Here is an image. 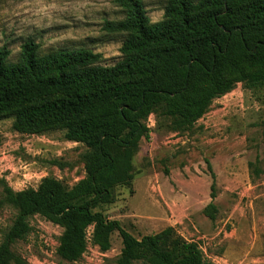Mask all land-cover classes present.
Segmentation results:
<instances>
[{
    "label": "trees",
    "instance_id": "trees-1",
    "mask_svg": "<svg viewBox=\"0 0 264 264\" xmlns=\"http://www.w3.org/2000/svg\"><path fill=\"white\" fill-rule=\"evenodd\" d=\"M113 2L124 13L102 26L106 34L123 36L113 65H102L100 54L85 48L41 54L32 39L15 62L0 47V118H12L19 133L57 126L64 140L86 148L85 177L70 188L45 177L36 189L14 191L0 179V207L17 209L2 235L0 264H9L10 244L30 233L35 215L62 227L56 253L65 262L83 254L92 226L102 250L118 232L122 249L114 264H209L172 227L137 239L95 210L114 202L116 187L132 191L134 156L150 136L151 113L159 129L161 121L182 128L238 82L264 88V0H165L163 18L154 23L142 0Z\"/></svg>",
    "mask_w": 264,
    "mask_h": 264
},
{
    "label": "rangeland",
    "instance_id": "rangeland-1",
    "mask_svg": "<svg viewBox=\"0 0 264 264\" xmlns=\"http://www.w3.org/2000/svg\"><path fill=\"white\" fill-rule=\"evenodd\" d=\"M142 1L150 22L163 18L165 0ZM123 18L113 0H0V47L9 49L13 62L28 39L41 54L85 48L110 66L120 59L123 36L106 34L102 26ZM11 123L10 117L0 118V179L14 191L36 189L45 177L70 188L84 177V145L64 140L57 126L29 134L12 130ZM160 123L159 131L150 133L152 141H141L135 173L141 185L157 177L170 195L181 199V220L173 222L160 197L143 189L131 198L121 186L114 190L113 203L95 211L118 220L137 239L172 227L195 243L209 264H264V88L238 82L191 125L172 128ZM174 174L182 182L178 186ZM16 212L11 205L0 207V242ZM29 222L30 233L10 244L9 264H114L121 253L118 232L102 250L89 226L83 254L65 262L56 253L62 227L39 215Z\"/></svg>",
    "mask_w": 264,
    "mask_h": 264
},
{
    "label": "crops",
    "instance_id": "crops-1",
    "mask_svg": "<svg viewBox=\"0 0 264 264\" xmlns=\"http://www.w3.org/2000/svg\"><path fill=\"white\" fill-rule=\"evenodd\" d=\"M157 117L158 116H156L155 113H151L148 117V120H149L148 127L150 129V133L152 132L156 133L157 131H159V123H158L159 120ZM84 177H85V172H84ZM171 178L175 181L176 186L182 183L177 174L172 175ZM141 183H143V185L139 183L136 173H134V178L132 180V186H131L132 191L130 192V190L125 187H122L123 188L122 190L126 189L127 192L125 194H127L128 196H132L131 198H135V196H138V194L140 195L144 191L148 193L151 197H156V198L160 197L161 201L164 203L165 207L170 213V217L172 218L173 222H179V220H181V218L183 217V212H185L183 210V203L181 199H179V197L172 196L169 194L163 182L159 183V180L157 177H154V178L149 177L148 179L145 180V182L143 180V182ZM175 191H178V190L176 189L174 190V192Z\"/></svg>",
    "mask_w": 264,
    "mask_h": 264
},
{
    "label": "built area",
    "instance_id": "built-area-1",
    "mask_svg": "<svg viewBox=\"0 0 264 264\" xmlns=\"http://www.w3.org/2000/svg\"><path fill=\"white\" fill-rule=\"evenodd\" d=\"M150 141H152V136H149Z\"/></svg>",
    "mask_w": 264,
    "mask_h": 264
}]
</instances>
